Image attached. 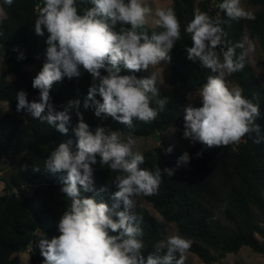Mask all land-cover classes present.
Masks as SVG:
<instances>
[{
  "label": "trees",
  "instance_id": "trees-1",
  "mask_svg": "<svg viewBox=\"0 0 264 264\" xmlns=\"http://www.w3.org/2000/svg\"><path fill=\"white\" fill-rule=\"evenodd\" d=\"M171 1V9L180 22L181 38L169 52V87H160L157 80V98L167 97L168 103L154 121L146 124L134 119L133 126L128 127L110 116L96 117L93 108L84 109L83 103L93 78L82 67L79 78L70 80L64 77L54 82L50 89V103L54 108L62 111L69 101L79 100L78 111L93 132L97 127H103L121 135L148 138L154 134L162 135L178 125L184 126V109L191 104L190 96L215 73L202 68L198 61L193 63L186 58V49L192 46L191 34L186 32V27L198 12L196 0ZM222 2L204 0L199 3V10L213 19L224 21L222 27L227 33V46L243 44L246 32L249 38L258 40L263 52L264 79V0H248V11L254 14V20L229 18L218 7ZM1 4L6 18L0 20V56L6 69L0 76V104L7 103L8 108L0 107V155L7 161H15V167L8 178L0 177V264H21L19 254L25 246L30 249V264H43L39 240H51L60 235L59 220L71 203L61 191L66 172L53 174L44 165L51 151L61 142L72 140V149L76 150L77 137L72 129L79 117L77 110L73 109L69 131L65 135L46 122L34 119L26 110L17 112L19 91L27 93L29 102L39 100V90L32 87L36 75L26 67L37 65L42 69L47 60L49 34L46 29L43 36L34 31L42 0H13L11 6L4 5L1 0ZM77 7L78 13L82 14L84 8L92 5L88 0H77ZM119 27L117 25V29ZM139 31L151 36L163 29L142 27ZM235 51L238 57L243 48ZM21 53L23 58L18 59ZM243 63L241 70L227 76L226 83L227 86L228 82L235 83L243 90L245 98L258 104L260 114L255 123L259 125V133L253 132L242 138L239 144L228 146L208 148L198 142V152L202 155L197 156L196 152L187 164L178 165L182 155L179 148L163 138L160 146L142 152L145 161L138 166L140 169L154 172L158 166L161 170L169 168L174 171L171 177L162 176L156 194L134 197V212L142 218L143 235L140 239L144 244L141 251L145 259L155 251L157 243L166 241V227L171 224L176 226L178 236L191 242L187 252L196 255L204 264H228L225 262L227 256L244 247L264 255V139L258 144L253 142L264 138V84L255 75L247 58ZM101 74L107 75L104 70ZM120 75H135L138 79L151 76L144 70L133 73L123 68ZM9 76L15 79L10 80ZM95 98L102 102L98 93ZM157 98L152 100L151 107H157ZM169 147L172 148L170 153L166 151ZM99 160L97 156V163L92 165L94 186L97 190L101 187L108 190L96 199L111 206V193L117 190L112 181L120 173L111 171L108 165L101 166ZM34 167H39L40 171H34ZM81 195L92 197L95 194L81 189ZM144 202L150 203L163 221L153 216Z\"/></svg>",
  "mask_w": 264,
  "mask_h": 264
},
{
  "label": "clouds",
  "instance_id": "clouds-1",
  "mask_svg": "<svg viewBox=\"0 0 264 264\" xmlns=\"http://www.w3.org/2000/svg\"><path fill=\"white\" fill-rule=\"evenodd\" d=\"M88 2L92 7L84 8L79 14L77 0H42L34 31L43 36L46 29L49 35L47 60L32 82V87L39 90V100L29 102L25 91L17 93V112L26 110L34 119L46 122L61 134L69 131L73 109L79 117L72 129L77 137L76 150L72 149V140L61 142L44 165L53 174L66 172L61 191L71 203L59 220L60 235L39 240L43 264H184L191 242L178 235L157 243L155 251L145 259L140 239L142 218L134 212V197L156 194L162 176L171 177L174 171L161 170L158 166L154 172L140 169L138 166L144 163L145 157L134 151L135 138L122 137L120 132L106 131L103 127L91 131L78 111L79 100L69 101L62 111L50 103L54 82L64 77L79 78L82 67L93 78L84 109L93 108L96 117L110 116L128 127L133 126L134 119L146 124L154 121L168 103L167 97L157 98L156 74L138 79L120 72L123 68L135 73L156 67L162 61L170 62L169 52L181 38L180 22L174 10H157L155 23L163 31L149 36L139 31L150 11L140 0ZM3 4L11 6L13 0H3ZM218 7L233 20L255 19L251 11L241 6V0H223ZM0 18H6L2 5ZM223 23L198 11L186 27L192 40V46L186 49L187 60L198 61L202 68L210 69L215 75L209 76L197 90L202 106L190 104L184 109L183 137L208 148L239 144L246 135L259 133V125L255 123L260 114L258 104L245 98L240 87L229 88L226 83L227 76L244 67L246 53L236 56L235 49L243 48L242 43L227 46ZM251 50L249 42L248 51ZM22 58L23 53L18 59ZM101 70L107 75H102ZM97 93L102 102L95 98ZM154 98H157L156 108L150 106ZM261 139L264 138L253 142L258 144ZM166 151L170 153L172 148ZM200 155L198 152L197 156ZM97 156L101 166L108 165L111 171L120 173L112 181L117 190L111 193V206L96 199L108 190L106 187L97 190L94 186L92 165L97 163ZM189 160L185 152L179 157L178 165ZM33 170L40 171V168ZM81 189L95 195L84 197Z\"/></svg>",
  "mask_w": 264,
  "mask_h": 264
},
{
  "label": "rangeland",
  "instance_id": "rangeland-1",
  "mask_svg": "<svg viewBox=\"0 0 264 264\" xmlns=\"http://www.w3.org/2000/svg\"><path fill=\"white\" fill-rule=\"evenodd\" d=\"M204 0H196V8L199 12V3ZM142 6H145L150 9L148 15L146 16L145 24L143 27L148 28H156L158 27L155 23V21L158 19L156 16L157 10L163 9H171V0H140ZM0 5L1 0H0ZM241 6L244 7L246 10H250V6L248 4V0H241ZM2 18H0L1 20ZM249 42L251 44V51H248L249 48ZM243 52L246 53L245 58L249 61L250 65L253 67L255 75L263 82L264 79L262 78V62H263V52L261 49V46L256 39H251L248 36V33H245V36L243 37ZM6 69V64L4 60L0 56V76L4 73ZM26 69L30 72H32L34 75H37L40 72V68L37 65L33 66H27ZM148 74H156L157 80L159 82V86L162 88H168L169 83L168 79L171 74V67L170 62H164L162 61L160 65L156 67H150L148 70H144ZM8 79L14 80V76H9ZM229 88L238 87L235 83L228 82ZM196 93H193L190 96V103L191 104H198L202 105L200 99L196 96ZM0 107L7 109V103H1ZM183 131L184 126L178 125L176 127H173L169 129L167 132L161 134H154L151 137L148 138H139L136 136H132L136 140V145L134 147V151L143 152L146 149L152 148V147H158L162 144V138L164 140H167L169 142H172L175 144L178 148L181 154L183 155L185 152L189 154L191 157L199 150L198 142L192 143L189 139H186L183 137ZM122 137H126L127 135H121ZM15 167V161H7L0 155V177H6L8 178L11 172L14 170ZM1 186V185H0ZM0 192H2L0 187ZM153 216H155L160 221H163L159 213L153 208V206L148 203L144 202L143 204ZM167 235L166 240L171 236H176L178 234L177 228L175 225H167L166 227ZM21 258V264H30V249L23 250L19 254ZM225 262L228 264H264V255H260L258 253H255L252 251V249L248 247L242 248L238 253L236 254H230L225 259ZM185 264H204L200 261V259L190 253H185Z\"/></svg>",
  "mask_w": 264,
  "mask_h": 264
},
{
  "label": "water",
  "instance_id": "water-1",
  "mask_svg": "<svg viewBox=\"0 0 264 264\" xmlns=\"http://www.w3.org/2000/svg\"><path fill=\"white\" fill-rule=\"evenodd\" d=\"M23 250H27V246H25V247L23 248Z\"/></svg>",
  "mask_w": 264,
  "mask_h": 264
}]
</instances>
